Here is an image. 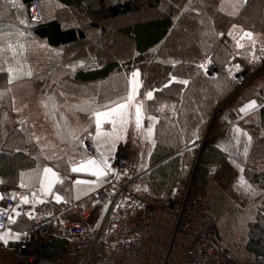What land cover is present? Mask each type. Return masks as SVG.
<instances>
[{"label": "trees", "instance_id": "1", "mask_svg": "<svg viewBox=\"0 0 264 264\" xmlns=\"http://www.w3.org/2000/svg\"><path fill=\"white\" fill-rule=\"evenodd\" d=\"M33 1L41 4L47 0H21L26 7ZM56 1L61 6L60 18L43 20L32 26L28 30L31 36L50 47L65 49L75 58L93 56L94 60L90 59L83 68L72 71L67 66L74 62L64 55L55 72L37 76L32 88H25L41 104L49 124L53 126L50 140L29 130L28 120H21L18 124L8 120L10 108L2 96L11 92L13 87L8 83L6 69L0 65V70H3L0 71V183L14 190L19 185L20 173L44 165L69 174L70 163L80 158L81 150L68 133L83 138L87 134L83 129L90 123L89 113L73 106L94 109L97 104L71 101L69 98L80 97L85 90H95L97 85L90 83L102 85L114 76L117 77V97L123 96V88L119 87L121 77L139 69L143 82L140 98L146 112L157 117L156 145L150 163L154 166L167 160L149 171L142 179V185L151 197L162 200L176 188L190 184L204 194L205 201V194L212 183L211 167L222 163L226 159L225 154L210 141L204 142L199 150L186 148L197 136H204L207 130H211L216 117L233 105L230 113L232 119L236 117V108L243 103L242 90L236 80L227 75L225 64L231 59L236 64H248L253 54L260 57L256 61L264 60V0H248L246 3L244 0ZM140 5L155 9L158 14L134 21L120 30L119 35L131 44L127 57L86 46V29L80 23L71 24L64 13L77 11L81 17L88 18L87 28L102 32L100 22L131 17ZM15 16H19L18 10L14 11L10 3H0V28L13 26L12 17ZM233 25L258 36L260 47L250 45L252 42L248 40L243 42L245 47L238 50L235 40L228 36ZM208 56H212L220 68L216 78L206 76L193 65ZM172 77L176 79L172 80ZM184 80L188 81L186 85L181 83ZM153 89V98L146 99L144 93ZM257 98L264 103V83ZM102 103L105 102H99ZM82 122L85 127L80 128ZM240 124L253 141L243 177L262 195L259 203L250 209L247 237L241 248L246 255L245 262L233 264H264V107L253 118ZM92 130L93 124L88 127V131ZM193 132L197 134L195 137ZM16 222L27 226L30 223L22 214ZM12 229L20 228L13 225ZM17 244L11 243V246ZM52 245L63 248V241L53 240ZM56 255L54 250L44 252L47 259Z\"/></svg>", "mask_w": 264, "mask_h": 264}, {"label": "built area", "instance_id": "2", "mask_svg": "<svg viewBox=\"0 0 264 264\" xmlns=\"http://www.w3.org/2000/svg\"><path fill=\"white\" fill-rule=\"evenodd\" d=\"M28 7L30 20L32 16L39 18L35 22L31 20L36 26L42 21L40 3L33 1ZM209 59L213 63L208 66L207 76L216 78L220 68L212 56L193 65L197 67ZM235 64L230 60L225 69ZM257 71L263 72L264 66ZM233 75L242 88L250 76L256 74L240 65V70ZM261 108L260 105L246 115L238 111L234 123L257 114ZM210 136L198 139L191 149L199 150ZM82 139L88 154L95 155L91 137L86 134ZM139 165L137 157H130L126 150L119 148L112 166L120 172L127 168V174L121 175L119 181L109 176L107 179L111 182L103 184L95 194L97 203L90 206L68 203L50 215L34 209V218H27L31 222L30 232L36 239L15 245L17 264H216L218 256L213 240L217 218L207 214L204 194L188 184L156 200L142 185L149 169H141ZM113 185L115 192H112ZM10 192L11 189L0 184V193L5 194V199H0V232L9 229L8 215H14L11 209L17 205L15 200L8 198ZM107 201L111 203L107 209L103 208L98 218L97 206ZM117 204L123 206L116 207ZM31 208L25 204L19 210L24 215ZM56 239L63 241V248L53 247ZM52 250L57 252V258L63 256L64 259L55 263L54 258H45L44 252Z\"/></svg>", "mask_w": 264, "mask_h": 264}, {"label": "crops", "instance_id": "3", "mask_svg": "<svg viewBox=\"0 0 264 264\" xmlns=\"http://www.w3.org/2000/svg\"><path fill=\"white\" fill-rule=\"evenodd\" d=\"M244 1H245L244 3L247 2L246 0ZM49 2L54 4L55 9L52 12L54 15L52 16L50 14H46V17H44L45 21L53 20L56 18L58 19L61 16L59 12V9L61 8V6L56 0H47V1L41 2V4L49 3ZM0 3L2 4L10 3L12 5V8H14V11L18 10V13H19V16L12 17L13 18L12 22L14 24L13 26H7V27L2 26L0 28V34L6 33L8 37L6 38L7 40L5 41V43L0 42V65L4 69H7L9 66H12L18 69L22 68L23 73H27L29 70L32 73L30 77L24 74H18L17 78L13 79V81L11 82L13 90L3 95V98H2L3 102L15 103L16 101L20 102L19 100H22V98H28L27 103L29 104L37 103L36 99L32 98V95L25 91V88L26 87L32 88L33 80L37 76L41 74H49L51 72H55L61 66V61L64 55H67L69 60L73 61L74 64L79 61H84V63H86L90 61V59L92 61L94 60L93 56L91 57L85 56V57H81L80 59L75 58L74 55H70V54L68 55L65 49L53 48L43 42H39L38 40L34 39L31 36L30 31H28L30 28H32V26L29 25V17H28L29 14L27 11V7L21 2V0H11V2L10 0H0ZM223 7H225L226 9V6H223ZM22 20H26L27 23L26 24L20 23V21ZM15 27H17L18 29ZM230 31L232 32L233 36L236 37V39H240V37L243 35V32H244L239 26H237L236 28H233L232 26ZM21 32H23L24 34L20 35ZM230 37L233 38L232 36ZM245 39L242 41V43L246 41ZM258 39H259L258 36L253 35L252 41H255V43L254 44L249 43V44L250 45L252 44L259 48L260 46L257 42ZM9 44L13 45V47L15 48V53H13L11 50L8 49L7 46ZM21 45H23L22 48H21ZM240 49L241 48H239L238 50ZM248 51L249 53H251L250 50ZM256 63H257L258 68L260 66L261 67L264 66V60L257 61ZM116 79L117 77L114 76L113 78H110L104 81L102 85L101 83H98V84L90 83V85L92 86L97 85L96 86L97 88H95V90L92 91V96H89V98L87 99L85 98V94L82 93L80 94V97L71 96L69 100L71 101H91L94 98L96 103L106 102L108 100H114L117 98ZM121 79L122 80L119 83L120 84L119 87L123 88L122 91L124 92L123 94L124 96L127 91V75L123 76V78L121 77ZM263 83H264V79H261V81L257 82L256 84L254 83V85L251 88L254 94L259 93L260 88L262 87ZM76 85L84 86V84H80V83H76ZM99 87H103L102 88L103 94L100 93L101 90L98 89ZM137 99L139 101H143V99L140 98V90H139V95ZM257 103H259V101H257ZM240 106L241 104L236 108V112H237L236 117L238 116V111H239ZM30 112L31 111L29 110V113ZM230 112L231 110H225L216 117V119L212 123V126H213L212 128L214 130L213 134L206 140V141H210L212 145L219 148L225 154V157H226V159L222 163L216 164L211 167V181H212L211 185L213 184L218 185L226 197L234 199L236 202L242 204V205L238 204L240 205V207L246 208L250 205L249 202L251 200V197L259 193V190H256L255 188L252 187L251 192L245 193V191L242 188H239L237 186L238 178L242 180H246V179L243 177V171H240L231 162V160H235L236 164L240 165V167L244 169V166L246 165L249 159V154L252 148L253 141L251 138V141L248 143L247 156H245L243 152H244V145L246 142V138L242 136L240 138V143L237 145L235 141L231 139L232 137L231 129L233 126H238L245 132H247V130L244 129L239 122L234 123L235 118L232 119ZM149 115L150 114H148L145 110V116L147 117ZM12 117L18 119L20 115L19 114L15 115L13 112ZM24 119H27V118L23 115L22 122L25 121ZM156 123L154 125V133H153L154 141H155ZM147 124H148V121L147 119H145L144 121L145 127H147ZM45 125L48 126L50 124L46 123ZM83 127H85V123L82 122L80 123V128H83ZM109 127L110 125H107V124L105 125L106 129ZM49 128L51 130L50 134H53V130H52L53 126L50 125ZM94 130H95V126L93 124V130H92L93 133H94ZM33 133L37 134L36 132H33ZM247 134L249 137H251L248 132ZM48 140H50V137ZM155 145H156V142L153 145V144H149L147 141L142 140L140 135H137L135 131L133 130L132 126H130L127 132L126 143H123V142L120 143L117 146V150L119 148H123L124 150H126V153L128 154V156L137 157L139 159V162H140L139 166L141 169H148L151 167L150 159H151L152 152L155 148ZM79 159H77V161L75 162H78ZM45 166L53 168L54 171H57L61 175V177L64 178L63 184L57 185L55 187V190L58 191L61 195L65 196L68 202L67 203L62 202V203L57 204L55 201L51 199V196L45 197L44 199L47 200L46 203L35 205V209L39 213L58 212L64 206H66V204H68L69 201H77V202L85 201V200L88 201L90 198L94 196L95 193H97L101 189L99 188L95 192L89 193L87 196H81L80 199H75L74 197L76 195V191L72 185V181L75 180L77 176L80 174H75L70 171L69 174L65 175L61 173L60 171H58L56 168L52 167L51 165H44L41 167H37L34 169L24 171L23 173H25V183H27L29 186L25 188L20 187V182H21V176H20L19 185L17 186L16 189L12 191L16 193L28 195L31 199L32 192L34 191L38 192L39 174L42 172V169ZM82 178L93 179V177H88V176H84ZM15 202L16 204H19V199L17 198ZM27 205H30L32 207L31 204H27ZM102 209H103L102 205L97 206V210L99 212ZM16 221L13 222V225H16L20 229L13 230L12 231L13 233H28L29 232L31 234V232L29 231V227L31 225L30 221H29L30 223L28 224V226L17 223ZM248 222L249 220L247 221V225H248ZM25 226H27L26 230H25ZM246 232H247V227H246ZM246 237L247 235L245 234L244 241ZM33 240H35V236L31 234V237H30V235L27 234L26 236L22 235L19 240H15V241L16 242H30Z\"/></svg>", "mask_w": 264, "mask_h": 264}, {"label": "snow or ice", "instance_id": "4", "mask_svg": "<svg viewBox=\"0 0 264 264\" xmlns=\"http://www.w3.org/2000/svg\"><path fill=\"white\" fill-rule=\"evenodd\" d=\"M38 19L39 18L37 16L31 17V20L33 22L37 21ZM20 23L26 24L27 21L22 20L20 21ZM236 27V25H233V28ZM23 34V32L20 33V35ZM228 35L233 37V39L235 40V46L238 49L245 47V45L242 43L245 38H247L249 41H252L253 36V34L249 31H244L240 39H236L231 31H229ZM252 43L254 44L255 41H252ZM7 47L9 50L15 53V48L13 47V45L9 44ZM22 47L23 45H21V48ZM258 59H260V57H257L253 54L252 59L249 62L254 63ZM212 63L213 61L209 59L206 63L199 64L197 67L198 69L203 70L204 74L207 76L209 75L208 66ZM84 66V61H79L75 64L68 65L67 67H69L72 71H75L78 67L83 68ZM225 70L229 77L236 79L233 74L234 72H238L240 70V65L235 64L230 68L226 67ZM6 72L8 74V83H11L13 79L17 78L18 74H24L29 77L32 75L30 70L27 73H23L22 68L18 69L12 66H9L6 69ZM175 79V77H172V80ZM142 83L143 82L140 78L139 69H134L127 76V91L124 96L117 97L114 100H108L102 104L97 103L94 109L80 107L79 105L73 106V108H78L80 111L89 113L90 123L88 127H91V125L94 124L95 130L93 133L91 131H88V127H86L83 129V131L87 132L88 136L91 137L92 145L95 148L96 152L95 155H89L87 146L84 143V139H82L78 135L73 134L72 132L68 133V135H70L76 142L75 146L81 150L79 161L70 163V171L75 174H80L75 180L72 181V185L76 191V195L74 197L75 199H80L81 196H87L89 193H93L97 189L101 188L103 184L110 183L111 181L107 179L109 176L119 181L121 175L127 174V168L120 172L112 166V163L115 159L117 146L122 142L126 143L127 132L130 126H132L137 135H140L142 140L154 145L155 141L153 139V133L157 117L151 115L146 117L145 105L143 101H139L137 99L139 90L142 87ZM181 83L186 85L188 81L184 80L181 81ZM154 91L155 89L149 90L144 93L145 98L152 99ZM86 103H95V100L93 98L91 101H87ZM259 106L260 105L257 104V101L253 99L241 106L239 112L246 115L249 112L254 111ZM145 119H147L148 121L147 127H145L144 125ZM106 124L110 125V127L107 129L105 128ZM57 127H59V125H57ZM231 131V139L234 140L237 145L240 143V138L242 136L246 138L243 154L247 156L248 143L251 141V137H249L247 132L243 131L238 126H233ZM57 134L60 135L59 132ZM196 135V132H193V136L195 137ZM189 142L191 143V141ZM231 162L240 171H243L240 165L236 164L235 160H231ZM20 176V187H28L29 185L25 183V173H20ZM84 176L93 177V179H84L82 178ZM38 182V192H32L31 199L28 195L16 192L8 194V198L12 200H16L17 198L19 199V204L11 209V212L14 213V215H8L9 223L15 222L16 217L22 214L19 210L21 205H32V208L29 209L28 212L23 213L24 215L28 216L29 219H32L35 216V205L46 203L47 200L44 199L45 197L51 196V199L57 204L68 202L65 196L61 195L58 191L55 190V187L57 185L63 184L64 178L61 177V175L57 171H54L53 168L48 166L43 167L42 172L39 174ZM237 186L239 188H242L245 193L252 191V186L249 185L246 180L238 178ZM145 191H147L146 188ZM112 192H115V185H113ZM0 199H5V194L0 193ZM97 202L98 201H93L94 204ZM109 203H111V201H107L103 205V208L107 209ZM122 206L123 205L120 204L116 205V207ZM4 211L7 212L8 210L4 209ZM48 214L50 215V213ZM22 235L26 236L27 233H13L11 229H7L4 232H0V242H3L5 245H7L9 240H19Z\"/></svg>", "mask_w": 264, "mask_h": 264}, {"label": "rangeland", "instance_id": "5", "mask_svg": "<svg viewBox=\"0 0 264 264\" xmlns=\"http://www.w3.org/2000/svg\"><path fill=\"white\" fill-rule=\"evenodd\" d=\"M114 1L115 0H112V2ZM40 7L42 11V21L44 20V17H46V14H50L52 16L54 15L52 13L53 10L55 9L53 3L51 2L43 3L40 4ZM27 11L29 14L28 6H27ZM64 13L68 15L69 22L71 24L80 23L82 27L86 29L88 35V39L85 43L86 46H89L92 49L97 48L99 51L107 50L108 52L115 54L117 56L127 57L130 54L131 44H129V42L125 38H122L119 35L120 30L130 25L134 21H142L144 19H149L151 17H154L158 14V11L155 9L150 10V8H148L147 6L140 5L137 7L135 14L132 15L131 17H125L120 20H109V21L100 22L99 25L102 28V32H100L99 30H91L87 28L89 24L88 18L81 17L80 15H78L77 11L71 12L67 10L64 11ZM29 25L34 26L30 18H29ZM6 38H8L6 33L0 34V42L5 43V41L7 40ZM245 40H246L245 42H248L247 39ZM256 62L257 61L254 62L256 65L250 62H249L250 64L249 63L245 64L243 62H240L243 68L250 71L254 70L256 74L255 76L251 75L249 78V82H247L242 88H240V90H242L241 98L243 99V103L247 101L249 102L251 99H255V100L258 99L257 98L258 94L256 93L254 94L251 88L254 85V83L256 84L257 82H260L261 79H264V71L258 73L257 70L259 68L257 67ZM101 88L103 87H99L98 89L101 90ZM92 91L93 89L85 90L84 92L85 98L88 99L89 96H92ZM27 100L28 98H22V100H19L20 102L16 101L15 103L12 102L7 103L6 106L10 108L8 120L11 121L12 123L18 124V122L23 120V115H24L27 118L24 120H28L29 122V127H30L29 130H31L32 132H36L37 135H39L41 138L48 140L51 135L50 134L51 130L49 128L50 125H48L49 127L45 125L46 123L49 124V122L47 120L46 115L43 112V107H41V104L38 103H33L31 107L29 106L30 104L27 103ZM258 104L261 105L262 107L264 103L259 102ZM233 107L234 105L229 107L228 110H231ZM29 110L31 111L30 113ZM13 112L15 115L19 114L20 117L18 119L12 118ZM255 115H252L245 120H249L253 118ZM237 117H235L234 121L236 120ZM213 131H214L213 128L211 130H207L206 134L204 135L207 134L212 135ZM197 137L201 138L202 136H197ZM95 194L88 201L87 200L79 201V202L69 201V203L75 202L85 206H90L91 204H93V201L95 199ZM261 195L262 194L260 192L257 193L256 195H253L249 202L250 205L246 208H242L240 207V205H238L241 203L236 202L232 198L226 197L218 185L213 184L208 188L205 194V206H206L207 214L209 216H213L217 218V222L215 223L216 225L214 226V242L216 245L217 256H218L216 264H233V262L236 263V261L239 263L245 262L246 255L243 253L241 248L244 244V236L245 234L247 235L246 232L247 221L250 219L251 207L259 203L261 199ZM102 213H103V209L100 210V212L98 210L96 211V215L98 216V218L101 217ZM17 219L18 217H16L15 221ZM12 225L13 223H10L9 229L13 231ZM27 234L30 235L31 237V234L29 232ZM11 243H20V242H16L15 240H9L7 245H5L3 242H0V264H17L15 258V252L13 250L15 246H11ZM57 256H55L53 259L55 263L62 261L64 259L63 256L58 258Z\"/></svg>", "mask_w": 264, "mask_h": 264}, {"label": "water", "instance_id": "6", "mask_svg": "<svg viewBox=\"0 0 264 264\" xmlns=\"http://www.w3.org/2000/svg\"><path fill=\"white\" fill-rule=\"evenodd\" d=\"M262 107H264V104L262 105ZM192 146H193V145H190V146H188L186 149H190V148H192ZM186 149L182 150L181 152L185 151ZM181 152H180V153H181ZM176 155H178V154H176ZM165 161H167V160H164V161L160 162L159 164L152 166V167L150 168V170H153L155 167L161 165V164L164 163ZM12 192H13V191H11V193H12Z\"/></svg>", "mask_w": 264, "mask_h": 264}]
</instances>
